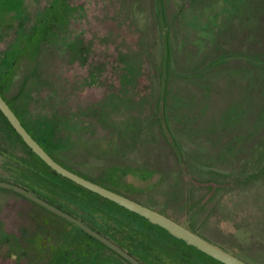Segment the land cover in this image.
Masks as SVG:
<instances>
[{
	"label": "rangeland",
	"instance_id": "obj_1",
	"mask_svg": "<svg viewBox=\"0 0 264 264\" xmlns=\"http://www.w3.org/2000/svg\"><path fill=\"white\" fill-rule=\"evenodd\" d=\"M58 2L23 0L22 27L12 14H0V51L18 47L39 17L47 18ZM92 18L93 28L103 34L111 27L137 29L135 44L145 68L141 83L148 87V99L133 137L116 136L118 150H94L80 139L68 142L54 159L86 179L152 204L154 210L243 261L264 264V0H95ZM61 30L57 20L42 35L52 39L61 36ZM48 45L44 41L23 48L5 80V95L24 106L27 122L32 114L49 113L48 104L41 108L34 101L57 90L55 54H46ZM29 85L34 87L32 102L24 103ZM58 92L53 98L61 97ZM103 94L101 88L85 89L80 96L83 107ZM159 105L182 163L160 125ZM106 116L113 117L119 128L124 112ZM108 171L114 184L105 179ZM0 181L21 183L6 170L2 156ZM126 185L127 189L122 187ZM96 202L105 204L98 198ZM18 203L28 210L18 193L0 187L1 213L17 211ZM105 205L126 214L109 202ZM68 230L64 238L61 235V246L78 242L68 233L81 232L72 226ZM6 244L0 242V264L16 258ZM189 253L216 264L197 252ZM98 256L118 260L104 248ZM59 260L54 264H64L65 257Z\"/></svg>",
	"mask_w": 264,
	"mask_h": 264
},
{
	"label": "flooded vegetation",
	"instance_id": "obj_2",
	"mask_svg": "<svg viewBox=\"0 0 264 264\" xmlns=\"http://www.w3.org/2000/svg\"><path fill=\"white\" fill-rule=\"evenodd\" d=\"M16 1L19 3L20 8L16 18L18 24L22 27L25 15L23 0ZM58 1L57 5L60 6L56 10L48 12L47 18L42 19L43 17L40 16L31 33L22 38V42L18 47L15 46L18 49V52H16L17 59L13 63L14 67L8 69L10 74L14 71L17 60L24 51L23 48H27L28 44L33 43L37 46L44 41L49 44L46 48V54L48 56L55 54L53 76L55 75L58 79L57 90L51 96H46L45 99L34 101L35 104L42 105L41 108L48 104L49 113L46 115L32 114L30 116L31 122H27L23 110L24 106L15 105L5 95V86L1 87L0 95L25 130L53 160H55L53 155L65 151L68 142L74 143V141L80 139L89 148L112 153L118 150L117 137L128 134L133 137L148 99L146 93L148 87L141 83L145 68L143 67L142 51L135 44L137 29H135L136 31L133 30V25L129 27L130 32L119 27H111L109 31L107 29L103 34L96 30V27L93 28L91 24L95 0H78L77 3H71L70 0ZM51 5L50 2L46 8L51 7ZM0 14H4L1 9ZM0 17L3 18L1 15ZM121 18L119 21L123 19ZM41 20L46 22L40 24ZM57 20L61 22L62 35H56L52 39L43 36L42 33H46V28L52 27ZM23 44H25L24 47ZM92 87L103 89L104 94L99 99L90 102L88 106L83 107L80 96L85 89ZM33 88V85L26 88L24 103L32 100L30 94ZM59 90L62 92L61 97L53 98L59 96ZM119 110L124 112V118L120 120V127L118 128V125L115 124L116 120L113 117L107 119L106 114ZM2 116H0V123L3 127L8 128ZM7 123L9 124L8 121ZM1 134L0 132V137ZM22 152L28 154L26 148L22 149L18 145L17 147L7 148L4 150V154H0L4 167L14 176L16 181L20 180V171L19 164L15 161H18ZM34 162L36 163V161ZM12 184L24 188L35 197L77 218L83 225L119 246L140 264H158V262L145 260V255L143 253L138 254L140 252L136 253L133 246L128 247L111 237L105 228H100L99 224L101 222L99 220H92L88 214L82 211H70L69 208L65 207L64 199L59 201L47 196L37 185L32 190L26 184L19 182H13ZM18 194L19 198L29 204L28 210L25 211L22 205L18 203L14 205V208L16 206L18 209L17 211L0 212V242L7 243L8 248L16 253L15 261L11 264H54L56 261L57 263L60 261V256L65 257L64 264H134L81 227L76 226L36 201L20 193ZM33 208L41 211L34 212ZM70 226L81 232V234L68 233L73 236L70 237L71 239H76L78 242L74 245L65 242L61 246L59 244L61 235L64 238L66 232L70 231L68 230ZM145 229L153 234L159 232L156 228L153 230L146 227ZM186 246L189 245L186 244ZM102 248L114 254L118 260L96 259L99 258L98 254ZM86 252H90L89 257L85 256ZM203 256L209 259V256H205V254ZM209 260L212 263L222 264L212 258ZM200 263L211 264L203 261H200Z\"/></svg>",
	"mask_w": 264,
	"mask_h": 264
},
{
	"label": "trees",
	"instance_id": "obj_3",
	"mask_svg": "<svg viewBox=\"0 0 264 264\" xmlns=\"http://www.w3.org/2000/svg\"><path fill=\"white\" fill-rule=\"evenodd\" d=\"M0 9L4 11L5 15L8 13L12 14V18H16L18 16L16 14L20 11L19 3L16 0L0 1ZM16 52H18V49L15 46H10L9 48L0 51V89L5 86V80L10 75L8 69L14 67L13 63L17 59ZM159 112L160 125L164 132L168 135L169 144L182 163L181 154L173 140L170 138L164 125L161 116V105H159ZM0 116H2L1 113ZM2 118L8 128L3 127L0 123V132L2 133V136L0 137V154H4L5 149L17 147L18 145H20L22 149L26 148L28 150L27 155L22 152L18 161H15L19 164V181H21V183L26 184V186L30 187L32 190L35 188V185H37V187L47 196H51L59 201L64 199L65 207L69 208L70 211H82L88 214L92 220H99L101 222L99 224L100 228H105L111 237L117 239L128 247L133 246L136 253H143L145 255V260L158 262V264H204L200 263L201 259L199 257L193 256L189 253V250H192L198 254L204 255L200 251L192 248L191 246H186L184 242L174 238L162 228L148 223L144 218L114 204L113 202L101 198L100 196L72 183L67 179L62 178L60 175L51 171L34 153L30 151L20 136L10 127L6 119L3 116ZM34 161H36V163ZM35 165L37 166L35 167ZM112 171L113 170L110 172ZM105 174V179L114 184L112 177L113 174H109V171ZM122 187L127 189L128 186L126 185ZM80 192H83L84 195L80 194ZM86 194L89 195V197H86ZM97 198L100 200L102 199L105 204H108V202L113 204L112 206L124 211L126 214H122L103 203L98 204L96 202ZM144 205L154 208V206L150 203ZM129 213L133 214L136 218L134 220L131 219ZM137 217L142 220L137 219ZM140 221L155 227L160 233L156 232L153 234L149 232V230L145 229L146 227L143 226ZM209 259L211 258L209 257Z\"/></svg>",
	"mask_w": 264,
	"mask_h": 264
},
{
	"label": "water",
	"instance_id": "obj_4",
	"mask_svg": "<svg viewBox=\"0 0 264 264\" xmlns=\"http://www.w3.org/2000/svg\"><path fill=\"white\" fill-rule=\"evenodd\" d=\"M0 112L9 122L11 127L20 136L22 141L30 148V150L44 162L51 170H53L58 175L71 181L72 183L110 201L114 204L144 218L146 221L162 228L164 231L172 235L173 237L181 240L185 244L191 246L192 248L200 251L201 253L211 257L212 259L222 263V264H249L242 259L232 255L231 253L221 249L215 244L211 243L207 239L203 238L199 234L191 231L180 223L174 221L170 217L164 215L163 213L154 210L153 208L146 206L140 202H137L123 194L106 188L96 182L86 179L73 171L63 167L55 160H53L45 150L36 142L34 138L25 130L18 118L9 108L7 103L0 95ZM0 187L12 189L31 200L43 205L47 209L55 212L56 214L62 216L66 220L72 222L78 227H81L90 235L97 238L103 244L107 245L109 248L113 249L115 252L120 254L125 259L131 261L134 264H140L135 258L129 255L127 252L122 250L119 246L109 241L107 238L92 230L91 228L83 225L77 218L71 216L70 214L58 209L57 207L45 202L44 200L35 197L31 192L25 190L24 188L9 183L5 181H0Z\"/></svg>",
	"mask_w": 264,
	"mask_h": 264
}]
</instances>
